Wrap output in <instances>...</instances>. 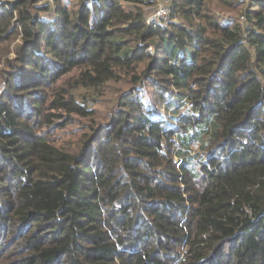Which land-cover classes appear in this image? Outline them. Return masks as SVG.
I'll return each instance as SVG.
<instances>
[{
	"label": "trees",
	"instance_id": "16d2710c",
	"mask_svg": "<svg viewBox=\"0 0 264 264\" xmlns=\"http://www.w3.org/2000/svg\"><path fill=\"white\" fill-rule=\"evenodd\" d=\"M152 4L0 0V264H264V0Z\"/></svg>",
	"mask_w": 264,
	"mask_h": 264
},
{
	"label": "rangeland",
	"instance_id": "374dc122",
	"mask_svg": "<svg viewBox=\"0 0 264 264\" xmlns=\"http://www.w3.org/2000/svg\"><path fill=\"white\" fill-rule=\"evenodd\" d=\"M47 0H39V2H45ZM53 3V0H52ZM149 9V7H148ZM218 13L226 15V12L223 10H217ZM241 17V16H240ZM20 37H15V39L11 43V52L9 55H12L13 53V48L15 44L19 41ZM2 65L0 64V67ZM129 82L121 79L118 81H108L106 82L103 86L97 87V88H92V87H79L78 89L75 90V93L78 97H87L88 104L93 107L97 113V115L101 117H105L107 115V110L108 107L112 104V100L114 96L120 92L122 89L128 87ZM150 89L148 87H145L144 92L146 94L145 99H150ZM0 93H1V88H0ZM150 101V100H149ZM150 104V103H149ZM150 106V105H149ZM176 107V106H175ZM185 107H176L170 106L166 107L164 104L159 103L156 110H155V115L160 116H168V115H179L181 112H184ZM175 109L177 113H173V110ZM82 121L75 122L73 124H70L67 126L64 130H60L57 133L60 136V140L63 142H69L71 140L76 139L81 131V127L84 125ZM191 143V148L193 152H198L200 150V143L198 141H190ZM189 147V146H188Z\"/></svg>",
	"mask_w": 264,
	"mask_h": 264
},
{
	"label": "built area",
	"instance_id": "2783aa9c",
	"mask_svg": "<svg viewBox=\"0 0 264 264\" xmlns=\"http://www.w3.org/2000/svg\"><path fill=\"white\" fill-rule=\"evenodd\" d=\"M47 1L52 2V0ZM171 2L172 0H153V4L146 12V22L148 24L154 22L167 23L171 19ZM240 19L243 22L244 18L242 15Z\"/></svg>",
	"mask_w": 264,
	"mask_h": 264
}]
</instances>
